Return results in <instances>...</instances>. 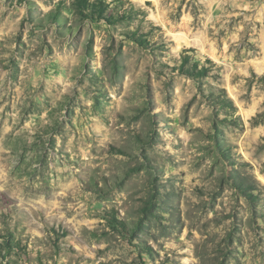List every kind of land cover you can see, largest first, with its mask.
<instances>
[{
    "label": "rangeland",
    "instance_id": "374dc122",
    "mask_svg": "<svg viewBox=\"0 0 264 264\" xmlns=\"http://www.w3.org/2000/svg\"><path fill=\"white\" fill-rule=\"evenodd\" d=\"M80 1L0 0V264H264V0Z\"/></svg>",
    "mask_w": 264,
    "mask_h": 264
},
{
    "label": "trees",
    "instance_id": "16d2710c",
    "mask_svg": "<svg viewBox=\"0 0 264 264\" xmlns=\"http://www.w3.org/2000/svg\"><path fill=\"white\" fill-rule=\"evenodd\" d=\"M80 7L79 8H82V9H90V8H94L95 7V5L94 4H90V2H89V0H81L80 2ZM98 11V13H101L102 12V10H97ZM139 40H137V42H138ZM138 43H141V42H138ZM188 75H190V74H188Z\"/></svg>",
    "mask_w": 264,
    "mask_h": 264
}]
</instances>
